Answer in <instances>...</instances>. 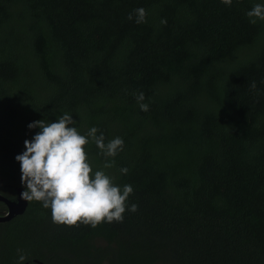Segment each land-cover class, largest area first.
<instances>
[{"label": "trees", "instance_id": "1", "mask_svg": "<svg viewBox=\"0 0 264 264\" xmlns=\"http://www.w3.org/2000/svg\"><path fill=\"white\" fill-rule=\"evenodd\" d=\"M257 3L0 0V192L22 187L16 156L40 131L28 125L68 113L82 135L123 139L114 158L91 138L86 151L139 206L122 223L70 227L31 201L0 222V264H264V21L246 15Z\"/></svg>", "mask_w": 264, "mask_h": 264}, {"label": "clouds", "instance_id": "2", "mask_svg": "<svg viewBox=\"0 0 264 264\" xmlns=\"http://www.w3.org/2000/svg\"><path fill=\"white\" fill-rule=\"evenodd\" d=\"M221 2L231 6L233 0ZM134 13L137 24L147 22L144 8L135 9ZM246 15L252 24L257 19L264 21V4H255ZM128 19L132 20L133 14H129ZM135 95L141 110L149 111V105L143 103L144 93ZM75 124L73 116L64 113L56 121L39 120L28 125L29 129L39 128L40 131L31 140H25L26 151L16 156L22 174L21 198L50 208L52 221L57 225L79 227L82 223L96 228L101 223H122L126 211H138L137 204L132 203L130 207L128 204L133 187L126 184L121 188L104 171H93L86 146L91 138L105 157L114 158L123 151L124 141L116 137L105 144L104 135L97 136L96 127L82 135ZM114 164L113 159L106 162L104 168ZM120 171L127 174L129 170L121 168ZM25 259L24 255L19 256L21 264Z\"/></svg>", "mask_w": 264, "mask_h": 264}, {"label": "water", "instance_id": "3", "mask_svg": "<svg viewBox=\"0 0 264 264\" xmlns=\"http://www.w3.org/2000/svg\"><path fill=\"white\" fill-rule=\"evenodd\" d=\"M22 191L23 188L19 187L17 191L18 194L15 199L8 198L7 196L0 193V200L4 202L8 208L6 214H0V222L11 220L16 215L23 214L26 211L29 202L24 201L21 198Z\"/></svg>", "mask_w": 264, "mask_h": 264}, {"label": "flooded vegetation", "instance_id": "4", "mask_svg": "<svg viewBox=\"0 0 264 264\" xmlns=\"http://www.w3.org/2000/svg\"><path fill=\"white\" fill-rule=\"evenodd\" d=\"M18 188V187H17ZM17 191H18V189H17ZM4 192H5V190H4ZM18 194V193H17ZM16 198V197H15ZM15 198H11V199H15ZM7 207V206H6ZM7 209L8 208H6V210L5 211H3V214H6L7 213ZM2 211H0V214H2L1 213ZM50 263V262H49ZM25 264H29V262H26ZM33 264H46L45 262H43L42 260H40V259H33ZM51 264V263H50Z\"/></svg>", "mask_w": 264, "mask_h": 264}, {"label": "rangeland", "instance_id": "5", "mask_svg": "<svg viewBox=\"0 0 264 264\" xmlns=\"http://www.w3.org/2000/svg\"><path fill=\"white\" fill-rule=\"evenodd\" d=\"M3 214V213H2ZM2 231H0V233H1ZM157 264H162V263H160V262H158Z\"/></svg>", "mask_w": 264, "mask_h": 264}, {"label": "bare ground", "instance_id": "6", "mask_svg": "<svg viewBox=\"0 0 264 264\" xmlns=\"http://www.w3.org/2000/svg\"><path fill=\"white\" fill-rule=\"evenodd\" d=\"M29 207V206H28Z\"/></svg>", "mask_w": 264, "mask_h": 264}]
</instances>
